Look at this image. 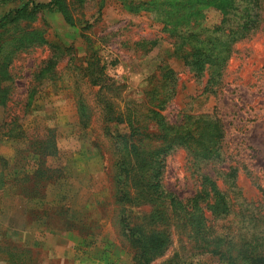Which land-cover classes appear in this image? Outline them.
<instances>
[{
  "label": "rangeland",
  "instance_id": "374dc122",
  "mask_svg": "<svg viewBox=\"0 0 264 264\" xmlns=\"http://www.w3.org/2000/svg\"><path fill=\"white\" fill-rule=\"evenodd\" d=\"M21 1L49 2L0 4V17ZM148 1L153 0H67L71 23L59 11H39L0 31V159H31L28 171L35 167L32 159H39L26 146L27 140L18 142L6 133L16 130L6 123L17 119L27 137L56 135L58 153L47 158V165L59 169L64 178L48 181L43 199L14 198L8 184L13 173L0 162L4 174L0 183L7 179L0 185V240L8 251L9 242L17 239L18 247L35 248L33 255L41 264H71L51 255V250L67 242L76 251L90 247L95 257L91 264H135L113 196V177L121 158L116 143L121 146L118 136L129 133L121 114L127 110L144 114L151 107L149 92L159 85L164 66L178 74V94L163 112L167 119L175 122L187 114H206L219 119L224 130L216 162L197 164L184 149L167 156L165 190L192 199L203 177H212L230 209L226 217L213 218L218 245L232 243L235 260L264 242V0L258 28L229 47L228 58L221 60L226 62L223 72L215 65L201 77L173 55V24L157 22L159 5L142 7ZM135 2L141 8L132 11ZM168 10L162 18L169 21L191 11ZM224 13L207 6L202 10L203 27L236 31L238 22ZM142 41L157 44L151 49L137 45ZM92 55L95 58L86 62ZM91 62L95 76L104 74L100 85L86 77ZM16 174L21 177L24 171ZM59 204L67 205L71 216L84 218L89 231H50L24 214L28 206L32 213H45L49 226L59 228L62 217L55 211ZM139 210L146 209L132 213ZM172 231V244L150 264H229L200 250L199 240Z\"/></svg>",
  "mask_w": 264,
  "mask_h": 264
},
{
  "label": "trees",
  "instance_id": "16d2710c",
  "mask_svg": "<svg viewBox=\"0 0 264 264\" xmlns=\"http://www.w3.org/2000/svg\"><path fill=\"white\" fill-rule=\"evenodd\" d=\"M16 1L18 2V0H0V4L7 5L17 3ZM66 1L49 0L47 3L39 4L21 1L22 3L15 4L16 7L10 8L0 17V31L28 20L39 11L49 13L59 11L67 22L71 23ZM157 5L160 10L157 22L173 24L171 35L173 55L198 77L203 76L215 65L219 66L220 74L223 72L226 62L221 60L228 58L227 50L233 43L250 36L251 30L258 28L262 10L261 0H153L143 2L142 7L156 8ZM207 6L227 12L224 13L227 15L232 14L238 22L237 30L223 33L217 30L218 27L212 31L203 27L202 10ZM139 8L141 5L137 4L131 10L136 11ZM173 8L177 14L191 11L188 13L189 16L178 15L171 21L162 18L165 9L171 11ZM156 44L154 41L137 43L143 47L151 45L150 49ZM60 46L63 48V45ZM64 49L69 50L65 46ZM90 58L95 57L92 55L86 59V62L90 61ZM92 67V62L88 63L85 69L86 77L90 83L102 84L103 72L100 71L95 76L91 71ZM161 69L162 78L158 80L159 85L149 92L151 107L146 109L144 114L128 110L121 114V121L127 124L129 133L118 136L121 146L116 143L118 151H121V158L118 160V171L113 177V196L120 207L118 209L120 228L123 236L131 244L134 263L150 264L162 256L172 244V229H174L179 236L188 235L199 240L200 250L219 255L229 264H264V242L257 243L246 251V254L242 257L238 256L235 260L231 255L232 243L225 241L218 245L219 241L217 235H213L215 231L211 224L215 218L226 217L230 209L227 207L225 194L212 177L207 175L203 177L200 189L192 199H180L165 190L162 177L167 156L176 149H184L194 157L197 164L216 162L220 160L224 130L219 119L206 114H187L181 120L170 122L163 112L178 94V74L169 66ZM32 98L33 96L30 95L28 106H31ZM1 104L6 105V102ZM5 126L7 128L15 126L16 130L8 129L6 133L11 134L18 142L27 140L26 146L33 148V154L39 158L32 159L35 167L30 171L28 166L32 164L31 159H17L12 165L6 159H0L3 169L13 173L8 178V184L14 189L12 196L19 199L23 197L29 201L43 199L47 195L48 181L60 182L64 179L59 176V169L52 170L47 165V158L58 153L56 135L27 137L17 119L11 120ZM18 170L24 171L21 177L16 174ZM3 176L1 172L0 178ZM6 180L2 179L0 185L6 184ZM132 209L146 210L143 212L139 210L137 215L142 217H137L132 213ZM32 211L34 210L26 206L24 214L35 218L41 222V225L43 223L42 226L50 231L59 229L63 232L73 229L89 231L90 226L84 222V218L71 216V210L69 211L67 205L59 204V207H56L55 211L62 217L59 228L48 225V217L45 213L40 215ZM12 241L9 242L11 249L8 251L4 247L6 242L0 240V263L41 264L33 255L35 248L25 245L21 248L17 245L20 244L17 239Z\"/></svg>",
  "mask_w": 264,
  "mask_h": 264
},
{
  "label": "crops",
  "instance_id": "0c3cea01",
  "mask_svg": "<svg viewBox=\"0 0 264 264\" xmlns=\"http://www.w3.org/2000/svg\"><path fill=\"white\" fill-rule=\"evenodd\" d=\"M7 160V159H6ZM17 159H12L9 163L12 165ZM54 237V236H53ZM59 240V237H55ZM73 245L71 243H63V246L55 247L51 250V255L59 262H70L71 264H91L94 263L95 257L94 253L90 251V247L81 246L79 250H73ZM79 247V246H78ZM86 249V250H85Z\"/></svg>",
  "mask_w": 264,
  "mask_h": 264
}]
</instances>
